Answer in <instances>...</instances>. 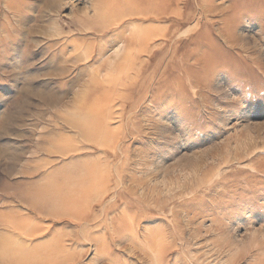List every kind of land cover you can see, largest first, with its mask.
I'll list each match as a JSON object with an SVG mask.
<instances>
[{"label":"rangeland","instance_id":"374dc122","mask_svg":"<svg viewBox=\"0 0 264 264\" xmlns=\"http://www.w3.org/2000/svg\"><path fill=\"white\" fill-rule=\"evenodd\" d=\"M127 1L0 0V264H264V0Z\"/></svg>","mask_w":264,"mask_h":264},{"label":"bare ground","instance_id":"6f19581e","mask_svg":"<svg viewBox=\"0 0 264 264\" xmlns=\"http://www.w3.org/2000/svg\"><path fill=\"white\" fill-rule=\"evenodd\" d=\"M123 2V1H121ZM120 2V3H121ZM165 2L167 1H127L125 3V9H119L121 12H118L117 14V17L113 16L111 17V19H114V18H119V14L122 13L125 14V13H131V12H136L137 13H144V12H150V11H157L159 13L163 12V10L166 8L164 5H165ZM119 3V4H120ZM106 4V3H105ZM124 4V3H123ZM109 5V3H108ZM115 5V4H114ZM106 6V5H105ZM123 7V6H122ZM120 6V8H122ZM115 8V6H114ZM113 8V9H114ZM112 9V10H113ZM111 10V9H110ZM115 10V9H114ZM138 11V12H137ZM108 12V10H107ZM112 12V11H111ZM114 12V11H113ZM116 12V11H115ZM117 13V12H116ZM164 13V12H163ZM135 37L138 38V35H135ZM140 38V37H139ZM51 203H53L51 201V199H48L45 203H44V206L45 207H50L51 206ZM1 249H2V246L0 245Z\"/></svg>","mask_w":264,"mask_h":264},{"label":"crops","instance_id":"0c3cea01","mask_svg":"<svg viewBox=\"0 0 264 264\" xmlns=\"http://www.w3.org/2000/svg\"><path fill=\"white\" fill-rule=\"evenodd\" d=\"M45 199L47 200V198H44V200L41 201L43 204L46 202ZM64 208H66V207H60V205H59L58 210L64 211Z\"/></svg>","mask_w":264,"mask_h":264}]
</instances>
